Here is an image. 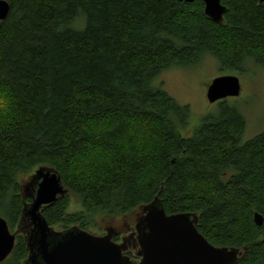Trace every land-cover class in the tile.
Wrapping results in <instances>:
<instances>
[{
    "label": "trees",
    "instance_id": "16d2710c",
    "mask_svg": "<svg viewBox=\"0 0 264 264\" xmlns=\"http://www.w3.org/2000/svg\"><path fill=\"white\" fill-rule=\"evenodd\" d=\"M6 1L0 214L7 224L16 228L30 202L21 181L42 165L66 189L42 210L51 226L84 228L95 213L139 215L158 198L168 214L196 213L213 245L241 249L235 264H264V129L242 142L245 120L224 106L183 136L188 106L155 84L162 70L201 52L226 69L246 58L264 67V2L221 0L226 9L215 22L202 0ZM70 193L80 210L67 211ZM21 235L0 264H24ZM125 253L136 260L131 248Z\"/></svg>",
    "mask_w": 264,
    "mask_h": 264
},
{
    "label": "water",
    "instance_id": "95a60500",
    "mask_svg": "<svg viewBox=\"0 0 264 264\" xmlns=\"http://www.w3.org/2000/svg\"><path fill=\"white\" fill-rule=\"evenodd\" d=\"M202 1L205 15L222 22L226 8L221 0ZM9 8L6 0H0V20L6 17ZM239 90L237 76L219 75L208 85L206 97L209 102H215L236 96ZM65 192L56 170L42 165L34 170L21 184L22 196H29L30 202L23 203L14 233L0 216V262L12 251L16 233L23 234L28 251L24 264H235L242 252L239 248L213 245L198 231L196 213L168 214L161 200L155 198L140 208L134 230L130 231L138 257L134 261L125 253L130 238L122 236L121 242L113 238L120 230L108 227L103 235H95L76 225L63 230L49 225L42 210ZM253 219L258 225L263 222L257 212Z\"/></svg>",
    "mask_w": 264,
    "mask_h": 264
},
{
    "label": "rangeland",
    "instance_id": "374dc122",
    "mask_svg": "<svg viewBox=\"0 0 264 264\" xmlns=\"http://www.w3.org/2000/svg\"><path fill=\"white\" fill-rule=\"evenodd\" d=\"M224 74H233L238 77L240 84L238 95L209 102L206 97L208 85L213 78ZM159 83L161 88L178 104L186 105L189 108V115L179 129L183 136L190 137L203 119L218 115L224 106L235 107L243 116L245 127L242 142L254 137L264 129V67L251 58L244 59L241 68L226 69L221 67L216 56L208 52H201L198 58L190 64L173 65L162 70L158 74L155 84ZM34 170L30 173H33ZM29 177L27 176L21 183L23 184ZM67 205V211L81 209L78 196L72 193L69 195ZM137 213L133 211L124 216H105L103 213H95L84 228L80 227L78 223L67 225L57 223L52 227L55 230H63L76 225L95 235H103L106 228L110 227L121 231L115 240L121 242L122 236L127 235L130 238V231L134 230ZM0 216L2 215L0 214ZM8 227L11 233L16 231V228L10 225ZM18 236L22 235L16 233L15 240ZM131 250L135 253L134 249Z\"/></svg>",
    "mask_w": 264,
    "mask_h": 264
},
{
    "label": "flooded vegetation",
    "instance_id": "af4514ba",
    "mask_svg": "<svg viewBox=\"0 0 264 264\" xmlns=\"http://www.w3.org/2000/svg\"><path fill=\"white\" fill-rule=\"evenodd\" d=\"M130 242H131V244H130V246H129V248L128 249H134L133 248V244H135V241H134V237L133 236H130ZM135 250V249H134Z\"/></svg>",
    "mask_w": 264,
    "mask_h": 264
}]
</instances>
